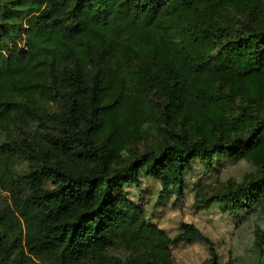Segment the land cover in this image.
Here are the masks:
<instances>
[{"label": "trees", "instance_id": "16d2710c", "mask_svg": "<svg viewBox=\"0 0 264 264\" xmlns=\"http://www.w3.org/2000/svg\"><path fill=\"white\" fill-rule=\"evenodd\" d=\"M152 119L160 140L132 149ZM214 156L256 171L199 207L264 224V0H0V264H106L117 247L126 264H173L171 245L209 239L190 223L170 238L124 186L181 195ZM250 251L264 264V226Z\"/></svg>", "mask_w": 264, "mask_h": 264}, {"label": "rangeland", "instance_id": "374dc122", "mask_svg": "<svg viewBox=\"0 0 264 264\" xmlns=\"http://www.w3.org/2000/svg\"><path fill=\"white\" fill-rule=\"evenodd\" d=\"M217 15L226 22L233 20L230 11H218ZM156 103L158 96L153 97ZM63 108L58 103L45 107V116L58 115ZM35 125H32V128ZM159 124L156 119L148 120L143 126L139 139L129 146L140 152L160 140ZM17 133L13 132L15 136ZM20 135V134H19ZM7 136H2L5 139ZM126 151V150H125ZM127 152V151H126ZM128 154V153H126ZM28 160L20 158L14 166V176L21 177L28 171ZM256 171L255 165L249 160L232 161L221 156H214L211 166L207 167L200 161H193L184 176V189L181 195H170L159 198L161 186L159 182L145 176L139 185L126 184L125 196L143 209L145 219L163 230L170 238L180 230L182 223H190L198 228L209 239L210 244L203 241L177 243L170 246V258L173 264H209L210 249L216 254L218 264H253L251 243L254 230L263 227L254 216H237L225 210L221 204L213 203L209 207H199L198 196L204 197L220 192L227 184H238L247 175ZM47 187L51 186L46 182ZM10 204L8 193L0 190V206ZM106 264H126L128 254L122 248H114L109 253Z\"/></svg>", "mask_w": 264, "mask_h": 264}]
</instances>
